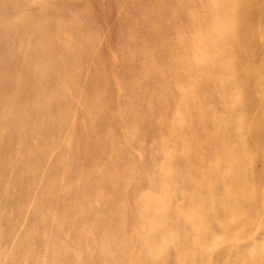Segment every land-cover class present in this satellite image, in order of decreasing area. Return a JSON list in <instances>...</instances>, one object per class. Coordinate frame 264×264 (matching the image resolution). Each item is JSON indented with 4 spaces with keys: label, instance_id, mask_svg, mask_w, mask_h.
<instances>
[{
    "label": "bare ground",
    "instance_id": "obj_1",
    "mask_svg": "<svg viewBox=\"0 0 264 264\" xmlns=\"http://www.w3.org/2000/svg\"><path fill=\"white\" fill-rule=\"evenodd\" d=\"M131 4L0 0V264H264V0Z\"/></svg>",
    "mask_w": 264,
    "mask_h": 264
},
{
    "label": "rangeland",
    "instance_id": "obj_2",
    "mask_svg": "<svg viewBox=\"0 0 264 264\" xmlns=\"http://www.w3.org/2000/svg\"><path fill=\"white\" fill-rule=\"evenodd\" d=\"M78 1L80 3L85 2L88 4V6L90 7L89 10L92 12V15H89V16L93 17V15H95L97 17V20H98L97 25L100 26L99 27L100 29L98 28V31L101 32L100 33L101 39L103 37V39H102L103 41H101V43H103L102 46H103V48H105V50L116 52V50L118 48L120 49L121 46H125L124 44H122L120 42L122 37H123V33L128 32L126 30H127V28L130 29V27H131V24H132L131 17L136 16V12L139 11V8L136 5L131 4V0H121V1L120 0H99V2H98V0H78ZM144 1H145V3L150 2V7H152L153 9L156 8L155 6H156L157 0H144ZM96 7H97V9H96ZM92 20H93V18H91V21ZM144 20H146V19H144ZM88 21L90 22L89 19H88ZM146 22H148V21L146 20ZM125 25H127V26L125 27ZM111 43H112V45H111ZM148 44H149V42H148ZM113 45H115L114 46L115 49H114ZM122 51H125V49L122 48ZM117 63L118 64H116V66L117 65H120V66L118 67V71H116L117 69H115V71H116L115 74L117 75V77H119L120 72L122 71V69L125 68V67L122 68V66H124L125 63H122V61L121 62L118 61ZM114 68H116V67L114 66ZM113 85H115V84H113ZM113 88H114V86H113ZM122 93H123L122 90L118 94L115 93L116 99L118 97H120Z\"/></svg>",
    "mask_w": 264,
    "mask_h": 264
}]
</instances>
